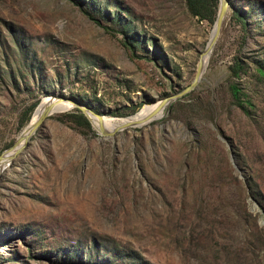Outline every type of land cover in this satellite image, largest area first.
I'll list each match as a JSON object with an SVG mask.
<instances>
[{
    "label": "rangeland",
    "instance_id": "obj_1",
    "mask_svg": "<svg viewBox=\"0 0 264 264\" xmlns=\"http://www.w3.org/2000/svg\"><path fill=\"white\" fill-rule=\"evenodd\" d=\"M114 1L93 12L133 51L70 0H0V152L50 94L127 118L191 80L212 24L184 0ZM227 1L197 85L159 117L99 140L57 117L74 106L45 116L0 171V264H264V205L220 178L264 186V0Z\"/></svg>",
    "mask_w": 264,
    "mask_h": 264
},
{
    "label": "trees",
    "instance_id": "obj_2",
    "mask_svg": "<svg viewBox=\"0 0 264 264\" xmlns=\"http://www.w3.org/2000/svg\"><path fill=\"white\" fill-rule=\"evenodd\" d=\"M72 3H74L79 10L89 19L94 21L96 24L102 26L104 29H113L114 31H118L122 33V44L127 46L131 51L134 50L136 46L141 43V46L144 45V41H138V38L134 36L132 32L127 31L128 28L120 24L118 28L114 27L111 28L110 25L103 23L101 21V18L96 15V13L93 12V6L95 5V0H70ZM185 6L187 10L192 14L195 15L198 19H205L207 20L210 24H212L215 13H216V8H217V2L218 0H184ZM113 4L114 6H119L117 4V1H106L103 0L104 6H107V4ZM124 11L127 15H132V12L130 11L129 7L126 5L123 6ZM232 14L241 21V23L244 25L245 23V17L243 14L236 10H232ZM110 22H117L116 20H110ZM151 45L154 48L153 43ZM154 51L157 52V50L154 48ZM231 71L233 75H237L238 71L242 68V63L236 58L232 61L230 65ZM255 70L261 78L264 79V64L260 63L258 65H255ZM228 90L230 93V96L232 98V101L235 105H237L240 109H242L243 112L248 113L247 105L251 104L249 99L244 97L243 92L239 88V86L235 82H229L228 83ZM37 103V100H35L29 107L24 111L23 116L20 118V123L28 120L30 111L34 107V105ZM113 114H118V113H113ZM57 117L62 120V121H68L71 123H74L76 125H83L86 126L87 128H90V124L88 119L85 117V115L81 112V110L77 107H72L70 108L69 111H65L63 113H60L57 115ZM225 172V171H224ZM219 173L215 172V169H213V172L209 177L211 179L218 178ZM226 179H234L235 182L237 183V188L242 192L245 191L247 196H252L256 198L258 201H261V205H264V186H259L258 182L254 179L252 174H249L244 180H239L237 181L235 176L230 175L229 173L223 174L220 178ZM239 182V184H238ZM242 204V202L240 203ZM239 205V204H238ZM240 206V205H239ZM242 206V205H241ZM248 224H249V218L244 219ZM112 251H116L114 247H111Z\"/></svg>",
    "mask_w": 264,
    "mask_h": 264
},
{
    "label": "bare ground",
    "instance_id": "obj_3",
    "mask_svg": "<svg viewBox=\"0 0 264 264\" xmlns=\"http://www.w3.org/2000/svg\"><path fill=\"white\" fill-rule=\"evenodd\" d=\"M218 32H219V30H218ZM216 34L218 35V33H216ZM213 35H214V30L212 29L210 39ZM217 35H216V37H217ZM216 37H215L214 41H212V43L209 45V47L201 54V57H200L201 58L200 77H201L202 72L204 71V68L208 62L210 52H211V49L214 45ZM48 101H52V103H53V106L51 108V112L63 111L65 109L69 108L68 107L69 105H71V107L74 106L72 102L70 103V102L65 101V100H60L57 97H56V99H53V100H49V99L46 100L45 99L37 107L33 117L27 123V125L22 129V131L18 135V137H17L16 141L13 143V145L3 150V154L0 158V171L9 165L8 160L10 159V156L12 155V153H14L15 149L22 146V144L25 142L26 134L31 131L32 124L34 123V121L38 117L39 113L41 112L42 108L45 106L46 102H48ZM163 106H164L163 103H161L159 101L151 103V104H145L138 111H136L131 116H128L127 118H121V117L120 118H118V117L111 118L107 115H101V114L97 115V114L91 113L90 111H87V114L89 117V122L92 124L94 129L99 127L103 131L109 132L115 128H118L119 124L122 122H125V121L131 120L134 123H136L137 125H140L141 124L140 122L146 121L150 118L159 117L161 115V109H163Z\"/></svg>",
    "mask_w": 264,
    "mask_h": 264
},
{
    "label": "water",
    "instance_id": "obj_4",
    "mask_svg": "<svg viewBox=\"0 0 264 264\" xmlns=\"http://www.w3.org/2000/svg\"><path fill=\"white\" fill-rule=\"evenodd\" d=\"M227 5H228L227 0H218L215 17H214V20H213L212 26H211L214 30V35L211 37V39L209 41L206 42L204 48L201 50L200 55H199L197 62H196L195 72H194L191 80L185 86H183L179 90L175 91L174 93L168 94V95L160 98L159 102L163 103V105H166V104L170 103L172 100L177 99L178 97H180L184 93L188 92L189 90H191L192 88H194L197 85V82L200 79V69H201V58L200 57H201V54L209 47V45L212 43V41H214V39L217 35L216 33H218V30H219L221 22L223 20L224 14L226 12ZM49 96H55V97L59 98L60 100H65V101H68L70 103L72 102L75 107H77L81 110V112L85 115V117L88 119V121H89V117H88L87 111H90L91 113L100 115V113L94 111L89 105L84 103L83 100H81L75 96H66V95H61V94L60 95L50 94ZM38 103H39V101L37 102V104ZM52 106H53L52 101L46 102L45 106L42 108L38 117L36 118V120L32 124L31 131L26 134L25 142L28 139V137L34 132V130L40 125V123L45 118V116L52 113L51 112ZM150 119H152V118H150ZM150 119H148V120H150ZM148 120H146V121H148ZM146 121H143L140 123L142 124ZM128 126H138V125L136 123H134L133 121L129 120V121H125V122L120 123L118 128H115L109 132H105L101 128L98 127V128H96V131L98 132L97 138L99 140L104 139V138H108L114 131H116L118 129L126 128ZM16 139H17V137H16ZM16 139H15V141H16ZM25 142L22 144V146L15 149L14 153H12V155L10 156L8 163H10L12 157L24 147ZM12 145H10V146H12ZM2 154H3V151L0 152V158H1ZM232 164L235 167H237V165L234 161L232 162ZM250 207L253 208L252 205H250ZM261 221H263V220H261Z\"/></svg>",
    "mask_w": 264,
    "mask_h": 264
}]
</instances>
